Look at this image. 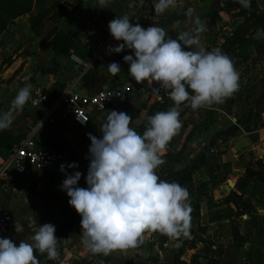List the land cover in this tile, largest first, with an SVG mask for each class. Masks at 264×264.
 <instances>
[{"label":"crops","instance_id":"1","mask_svg":"<svg viewBox=\"0 0 264 264\" xmlns=\"http://www.w3.org/2000/svg\"><path fill=\"white\" fill-rule=\"evenodd\" d=\"M252 1L264 4V0ZM229 2L240 4L238 0H183L181 6L157 15L154 0H109L107 8H99L98 0H68L66 14L48 39L34 34L28 16L19 17L1 35L0 112L11 108L20 88L31 85L24 110L14 113L11 127L0 131V209L14 216L12 233L3 237L17 245L23 239L31 243L29 237L41 224L58 223L70 199L60 187L66 179L60 166L76 162L78 167L67 172H82L78 183L87 187L88 134L101 136L108 111L129 114L137 130L151 106L160 101L161 90H154L157 84H139L129 75L123 57L134 55L133 50L106 51L108 44L120 43L111 36L109 21L128 14L133 23L155 24L176 38L180 31L194 27L185 15L191 8L193 18L198 16L205 25L201 43L211 51L229 36L235 20L231 17L239 10L227 7ZM112 62L122 68L115 76L108 70ZM236 71L239 88L223 103L197 110L183 108L182 126L156 169L161 179L178 182L189 192V236L170 240L146 230L135 248L94 254L81 241L80 222L59 248L58 264H264V214L257 211L264 210V61L244 72ZM129 85L135 90L120 108H89L86 127L75 124L60 103L69 88L92 93ZM38 86L49 99L34 107L32 96ZM30 137L39 145L55 144L63 151V159L47 170L17 174L9 162L12 151ZM16 223L22 227L21 233L15 231Z\"/></svg>","mask_w":264,"mask_h":264},{"label":"clouds","instance_id":"2","mask_svg":"<svg viewBox=\"0 0 264 264\" xmlns=\"http://www.w3.org/2000/svg\"><path fill=\"white\" fill-rule=\"evenodd\" d=\"M73 2V0H69ZM99 8H107L109 0H98ZM183 0H154L157 15L181 6ZM244 8L251 0H238ZM194 10L185 15L192 19L191 30L180 31L176 38L167 35L163 27H144L124 14L108 23L111 36L118 42L109 45V53H121L125 48L133 54L123 57L129 64L128 73L137 83L145 81L164 89L174 102L166 111L147 116L146 130L140 134L133 118L117 110L108 111L101 124V136L89 133L87 187H80L82 172H67L77 168L76 162L62 164L66 179L60 185L70 197L68 203L81 216V241L92 253L108 255L114 250L135 248L146 231L159 232L170 240L189 236V192L178 182L161 179L156 169L163 163L161 154L181 128L180 108L192 110L221 104L239 88V74L231 59L219 48L207 50L200 34L205 25ZM264 37L257 30L256 38ZM195 48V50H193ZM109 65L115 76L121 71L118 62ZM31 97V85L20 88L11 108L0 112V131L11 127L14 113H20ZM143 115V113L141 114ZM138 122V119H136ZM264 214V210L258 209ZM15 231H23L15 224ZM17 245L11 238L0 236V264H38L35 252L58 258L59 238L56 226L44 223Z\"/></svg>","mask_w":264,"mask_h":264},{"label":"built area","instance_id":"3","mask_svg":"<svg viewBox=\"0 0 264 264\" xmlns=\"http://www.w3.org/2000/svg\"><path fill=\"white\" fill-rule=\"evenodd\" d=\"M115 46L113 43L108 44ZM72 58L80 63L84 62L73 55ZM135 86H118L104 88L92 93H81L74 88H69L62 95L60 103L65 107L66 114L80 127H86L90 121L88 109L98 111L107 108H120L125 100L132 95ZM161 101L166 95L164 89H160ZM49 99L48 93L38 86L33 91L32 103L34 107L43 106ZM63 151L55 144L39 145L33 137L27 138L22 144L16 146L11 154L10 163L14 165L17 174H26L33 169L47 170L57 165L63 159ZM14 216L9 210L0 209V235L6 236L12 233Z\"/></svg>","mask_w":264,"mask_h":264},{"label":"rangeland","instance_id":"4","mask_svg":"<svg viewBox=\"0 0 264 264\" xmlns=\"http://www.w3.org/2000/svg\"><path fill=\"white\" fill-rule=\"evenodd\" d=\"M43 1L44 0H42L40 3H36L37 0H34L32 4L33 6H37L41 3L43 4ZM57 1L58 4L65 6L66 11L68 10L66 6L68 0ZM253 2L256 3V7L249 8L248 12H246L245 14H241L239 8V10L236 11L234 17H231V20H235H232V25L230 26V34L229 36L226 35L224 37V41H222L221 45L218 46L221 51L225 48H228V50H226L224 54H226L231 59L235 70L240 69L242 72L250 69L254 64L264 61V37H261L259 39L256 38L257 30H264V4H258L257 1ZM49 3L51 2L49 1ZM56 10H59V8L53 7L43 15L37 17L39 19L38 31H33L36 36L44 39L48 35L50 30L58 25V22H56L54 19H51L53 12ZM65 14L66 13H64V15ZM25 16H28L30 18L29 14H25L19 17ZM19 17H10L2 23V27L0 28V37L5 31L9 30V28ZM235 31H237L238 34L233 35ZM229 37L233 38L231 42H227ZM186 107V105H182V109ZM187 109L189 110L191 108L187 107ZM77 215V211L69 205L66 207L65 214L62 215L61 219L57 222L61 223L65 218L69 216L74 219L77 217Z\"/></svg>","mask_w":264,"mask_h":264},{"label":"trees","instance_id":"5","mask_svg":"<svg viewBox=\"0 0 264 264\" xmlns=\"http://www.w3.org/2000/svg\"><path fill=\"white\" fill-rule=\"evenodd\" d=\"M42 0H37L36 3H40ZM49 1L51 3H49ZM34 0H0V28L2 27V23L5 22L10 17H19L25 14L30 15V22L31 27L33 31H38V22L39 19L37 17L43 15L46 13L49 9H52L53 7L59 8V10H56L53 12L51 19L55 20L56 22H59L62 19V16H64V13H66V8L63 5L58 4L57 0H44L43 4H39L37 6H33ZM48 2V3H47ZM255 2L250 3V7L244 8L241 4L229 2L227 3V7L229 8H240V13L245 14L248 12L249 8L256 7ZM58 27H53L48 35L44 38V40L48 39L50 36H52L56 31ZM238 34L237 31L233 33V35ZM41 35V34H39ZM233 37V36H232ZM232 37H229L227 42L232 41ZM228 48H225L222 50L224 53ZM173 101L169 98L168 94L164 95V98L161 101H158L154 103L148 113V116L154 115L156 112L159 111H166L170 107L173 106ZM186 112V109H182V106L180 108V115H183ZM146 124H147V117L143 121V123L140 124L138 129L136 130L138 133L142 134L146 130ZM69 206V204L67 205ZM65 206L62 210V215L65 214L66 207ZM81 222V216L78 214L76 218L72 219L70 216L65 218L61 223H56V236L60 239L58 243V251L61 247L63 241L68 237L71 230L76 227ZM37 257L38 264H58V258L56 260H49L47 258V254H41L38 251L34 253Z\"/></svg>","mask_w":264,"mask_h":264}]
</instances>
